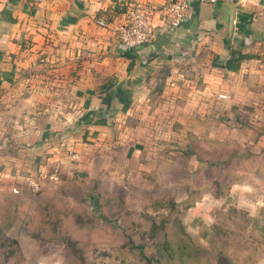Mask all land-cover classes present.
Returning <instances> with one entry per match:
<instances>
[{
    "label": "rangeland",
    "instance_id": "374dc122",
    "mask_svg": "<svg viewBox=\"0 0 264 264\" xmlns=\"http://www.w3.org/2000/svg\"><path fill=\"white\" fill-rule=\"evenodd\" d=\"M29 42L27 61L0 80V264H218L214 216L249 212L244 196L264 193V173L242 167L244 156L264 160V49L214 57L207 75L181 66L149 103L132 108L122 94L120 113L116 98L56 75L51 50ZM89 107L98 121L78 123ZM56 164L58 182L13 190L29 192L24 177ZM14 237L20 249L7 259Z\"/></svg>",
    "mask_w": 264,
    "mask_h": 264
},
{
    "label": "crops",
    "instance_id": "0c3cea01",
    "mask_svg": "<svg viewBox=\"0 0 264 264\" xmlns=\"http://www.w3.org/2000/svg\"><path fill=\"white\" fill-rule=\"evenodd\" d=\"M136 1L139 0H44L35 4L30 0H0V80L10 81L17 70L14 66L27 61L31 41L30 50L36 46L51 50L56 75H65L81 92L116 98L115 106L118 108L121 102L122 113V94L129 92L135 99L132 108L139 107V100L145 97L149 103L152 90L167 92L175 84L170 83L172 77L178 75L180 80L181 66L194 63L207 75L205 66H214V57L227 62L238 59L236 51L264 49V0H251L246 6L230 1H194L188 19L180 25L172 24L163 10L170 0H140L151 14L156 36L152 43L130 50L133 56L128 58L122 55L114 28L125 21L130 4ZM100 18L106 19L107 27L97 23ZM64 63L67 66L60 67ZM93 96L96 103L98 95ZM90 108L87 119L83 121L81 116L78 123L98 121L99 116L91 117L95 112ZM263 168L254 174L259 179ZM251 197L249 194L243 199L253 208H248L250 215L259 216L264 193ZM244 235L247 245L241 251L246 253L245 264H264V242L250 236L251 226Z\"/></svg>",
    "mask_w": 264,
    "mask_h": 264
},
{
    "label": "built area",
    "instance_id": "2783aa9c",
    "mask_svg": "<svg viewBox=\"0 0 264 264\" xmlns=\"http://www.w3.org/2000/svg\"><path fill=\"white\" fill-rule=\"evenodd\" d=\"M39 4L44 0H30ZM203 1L208 3H218L223 1L233 2L236 6H246L251 0H170L163 5V10L171 18V23L180 25L188 19L192 2ZM97 23L102 27H107L106 19H98ZM114 30L119 36V45L122 51L135 49L144 44H150L156 36L155 25L152 22L151 14L144 1H136L130 4L126 19L118 24ZM224 97V95H220ZM73 160L79 158L78 153H73ZM61 177V167L57 164L51 168L40 169L39 173L27 176L25 183L29 190L34 192L41 190L47 181L58 182ZM15 192H19L18 187H14Z\"/></svg>",
    "mask_w": 264,
    "mask_h": 264
},
{
    "label": "trees",
    "instance_id": "16d2710c",
    "mask_svg": "<svg viewBox=\"0 0 264 264\" xmlns=\"http://www.w3.org/2000/svg\"><path fill=\"white\" fill-rule=\"evenodd\" d=\"M123 56H126L128 58L132 57L133 54H131L130 50L124 51L122 53ZM249 57V54L247 53H241L237 56L239 60H244ZM153 92V90L151 91ZM156 93V91H154ZM259 163L256 167L253 166V161L255 160L252 156L247 157L244 156L242 159V167L248 168L249 172L255 173L256 171L262 169L263 159L261 157H258ZM218 164V163H217ZM254 167V168H253ZM246 170H244L245 172ZM38 173V172H37ZM32 175V173L30 174ZM27 175V176H30ZM25 184V190L28 189L27 185ZM43 186L41 190L39 191H32L29 190V192H21V190L17 194L21 195H32L39 193L43 190ZM97 200V199H95ZM229 201V200H228ZM94 211V209L92 208ZM232 211L228 212H222L220 211L218 214V218L214 220V258H216L218 264H245L247 261V257L245 256V252L241 251L245 246L247 245L245 242V229L251 226V237L253 239H257L259 241L264 242V207L261 208L259 216H252L249 212L241 211L240 209H232ZM238 215L243 216L244 223L242 225H239L236 223V225L232 222L234 221ZM237 221V220H235ZM6 225V224H5ZM236 226V227H235ZM9 227V226H8ZM238 231H240L242 234L239 235ZM211 233H205L204 236H209ZM212 237V236H211ZM211 237H208L211 239ZM10 240V239H9ZM9 246V251L6 254V258L9 259L17 249L11 247V245L16 244L17 248L19 247V239L18 237L12 238ZM140 248H143L142 246ZM20 249V248H18Z\"/></svg>",
    "mask_w": 264,
    "mask_h": 264
}]
</instances>
